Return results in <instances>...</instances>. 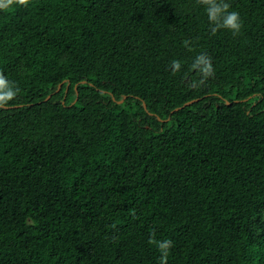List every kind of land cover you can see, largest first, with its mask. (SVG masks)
<instances>
[{
    "label": "trees",
    "instance_id": "16d2710c",
    "mask_svg": "<svg viewBox=\"0 0 264 264\" xmlns=\"http://www.w3.org/2000/svg\"><path fill=\"white\" fill-rule=\"evenodd\" d=\"M228 2L238 35L196 0L0 9V264H160L153 232L168 264H264V0Z\"/></svg>",
    "mask_w": 264,
    "mask_h": 264
},
{
    "label": "clouds",
    "instance_id": "9594fccd",
    "mask_svg": "<svg viewBox=\"0 0 264 264\" xmlns=\"http://www.w3.org/2000/svg\"><path fill=\"white\" fill-rule=\"evenodd\" d=\"M30 0H0V9H8L12 5L28 6ZM197 4L204 6V11L207 14L210 23V31L212 35H216L221 30H227L238 35L242 29V21L238 11L230 10L231 4L228 0H196ZM185 46L190 45V41H185ZM172 71L175 72L181 69L179 60L172 61ZM191 69L196 71L203 79H207L213 73V65L211 57L206 53L199 54L191 65ZM19 89L11 84L5 77L3 72H0V108H4L9 102L13 101L17 96ZM135 215V213H132ZM149 244L157 248L160 255V264H168L170 249L173 246L171 240H157L155 232L149 239Z\"/></svg>",
    "mask_w": 264,
    "mask_h": 264
},
{
    "label": "water",
    "instance_id": "95a60500",
    "mask_svg": "<svg viewBox=\"0 0 264 264\" xmlns=\"http://www.w3.org/2000/svg\"><path fill=\"white\" fill-rule=\"evenodd\" d=\"M60 86H61V85H60ZM60 86H59V87H60ZM67 87H68V86H67ZM66 90H67V89H66ZM190 103H191V102H188V103H186L185 105H188V104H190Z\"/></svg>",
    "mask_w": 264,
    "mask_h": 264
},
{
    "label": "rangeland",
    "instance_id": "374dc122",
    "mask_svg": "<svg viewBox=\"0 0 264 264\" xmlns=\"http://www.w3.org/2000/svg\"><path fill=\"white\" fill-rule=\"evenodd\" d=\"M47 98H48V97H47ZM47 98H46V99H47Z\"/></svg>",
    "mask_w": 264,
    "mask_h": 264
}]
</instances>
